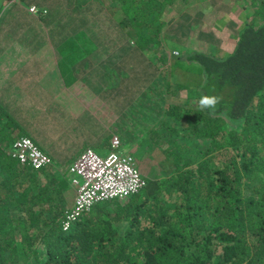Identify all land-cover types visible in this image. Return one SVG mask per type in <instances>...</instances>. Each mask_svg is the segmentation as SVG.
<instances>
[{
  "label": "trees",
  "instance_id": "16d2710c",
  "mask_svg": "<svg viewBox=\"0 0 264 264\" xmlns=\"http://www.w3.org/2000/svg\"><path fill=\"white\" fill-rule=\"evenodd\" d=\"M111 1L131 9L130 31L138 33L153 22L143 21L140 8L156 1L178 9L189 0ZM192 1L204 5L191 21L222 2ZM236 8L242 9L241 24L231 29L232 51L217 57L198 51L173 55L174 68L191 65L198 74L193 101L191 94H180L190 93L187 86L174 90L175 102L145 133L148 153L156 143L167 150L140 173L143 184L130 196L95 203L63 228L72 202L65 207L63 189L56 185L59 172L53 174L50 164L33 169L19 163L0 146V264H264V0H233L213 20L215 30L226 23L231 28L229 12ZM166 12L159 8L158 19ZM111 20L100 18L112 28L117 46L122 31L117 23L109 26ZM180 25L176 30L184 29ZM91 56L82 54L76 67L103 65ZM158 69L164 92H173L167 70ZM202 95L222 97L215 111L199 109ZM176 138L199 140L200 155L189 157L187 147L172 151ZM62 175L71 185L69 174Z\"/></svg>",
  "mask_w": 264,
  "mask_h": 264
},
{
  "label": "crops",
  "instance_id": "0c3cea01",
  "mask_svg": "<svg viewBox=\"0 0 264 264\" xmlns=\"http://www.w3.org/2000/svg\"><path fill=\"white\" fill-rule=\"evenodd\" d=\"M33 6L36 12L29 11ZM42 9H54L56 18L52 14V19L38 17V10ZM112 9L115 6L111 0H0V146L8 150L18 136L30 138L50 157L48 167L53 174L54 170L59 172L56 185L63 189L61 197L68 203L72 202L74 188L67 180H60L65 178L62 174L68 165L83 149L97 146L99 137L108 136V148L111 135L120 140L116 130H127L119 125L111 127L131 109L130 97L150 96L151 86L160 78L151 62L144 61L145 55L130 59V53L136 56L130 50L76 54L62 50L64 41L72 36L67 21L75 19L83 28L84 20L92 23L108 16L111 20ZM113 23L111 20L109 26ZM54 24L60 29L51 31L49 27ZM101 25L102 36L109 30L114 37L107 21ZM227 26L228 23L223 29ZM74 31L79 32V28ZM120 38L123 42L122 35ZM82 54L94 55L90 59L98 57L103 65L76 67ZM66 56L69 59L65 61ZM109 58L115 60L107 62ZM117 59L126 62L121 65ZM106 64L115 74L112 80L103 71ZM162 97L168 96L157 94L155 105L150 104L156 107V117L160 119L170 103L162 102ZM131 124L127 129L138 126L136 121ZM147 151L145 154L152 153ZM39 182L46 185L45 178L40 177Z\"/></svg>",
  "mask_w": 264,
  "mask_h": 264
},
{
  "label": "rangeland",
  "instance_id": "374dc122",
  "mask_svg": "<svg viewBox=\"0 0 264 264\" xmlns=\"http://www.w3.org/2000/svg\"><path fill=\"white\" fill-rule=\"evenodd\" d=\"M216 2L218 3V5L215 8L211 9L208 13L203 14L199 19L196 18L195 21H191L192 18L195 17V14H199V16L201 15V10H199V8L204 5V2L198 4L194 3L192 0H189L185 6L176 9V7H173L171 5L169 6L167 3L155 1L152 3V5L139 9V15H142L144 17L143 21L145 23L152 21L153 22L151 24L152 26L147 30L139 28L138 33L136 31H130L133 22L132 20H130L127 13L131 9H125L124 6L112 9L110 11L111 18L114 23L118 24V29L122 31L121 35L124 38L123 43L118 45L117 47H115V38L109 34V30L105 31V37L102 36L104 32L103 26L101 25L100 21L94 20L92 23H88L84 20L83 23L85 24V26L82 25L83 28H81L79 24L75 22V19L67 21V27L71 24L74 27L79 28V32L69 30V35L72 36L64 41V48H62V50L67 53L76 54L82 51L110 52L115 50H130L134 51L136 54V56H134L130 53V59L137 58L138 60L140 57H143L145 55L144 61L145 59H147L151 62V64L155 67L156 74H159L160 71L158 69V66L162 71L164 68L165 70H167V79L173 92H171L170 94L164 93V89L162 86L165 84V79H163V77H157L155 80V84L152 82L153 85L151 86V88H153L150 90V96L130 97V99H132L133 101V104H131V109L127 110L126 113L121 117V119L111 127L114 128L119 125L120 128H125L127 130L126 133L120 130H116V133L120 136L119 149L120 151L129 152L132 156H134L136 165L138 166L140 172L143 174L148 172L150 166L155 165V162L158 158H160L158 159L159 163L165 153L163 151L167 150L163 149L162 146L157 145L156 143L151 147L152 153L145 154L148 150V148L146 147V144L148 143L145 140L144 136L147 132V128H156L155 124H158V119L160 120V118L156 117V107H154L155 96L160 93L161 95L165 94V96L168 97L161 99L163 101L174 103V97L177 95L174 90L178 91L179 89L180 91L181 89L186 88L183 87V85H185L188 87V89H191V91H189L190 93H187L185 90H181L180 94L189 96L194 92L192 89L196 87V84H193L197 79L196 77L198 76L195 69L190 67L191 65H183L182 67H180L181 70L179 68H174L172 61L176 59V57H173V55H177V52H182L185 54L188 52L198 51L205 54L210 53L214 57H217L232 51L233 42L229 39V36L231 35V29L241 24V21L238 20V14L242 9L236 8L234 12H229V18L232 25L231 28L227 27L221 31L215 30L212 25L213 20L215 18H220L222 14L227 12L233 0H222V2ZM21 3L24 4L23 1H21ZM114 6H118L117 3H114ZM123 8L124 10H122ZM159 8H165V11L167 12L166 14L163 13L165 14V16L158 19L159 15H157L156 12ZM250 9L252 10L253 6H250ZM39 14L41 17L50 19L53 18H51L52 14L56 18L54 9L52 11L45 10L39 12ZM122 16L124 17L123 20ZM153 16H156L155 19H153ZM177 22H179L181 24L180 26H183L184 29L179 27V29L176 30ZM168 23H170V25ZM167 24L169 26H166ZM162 28L164 31L162 30ZM49 29L51 31L59 30L60 27H58L57 24H54L49 27ZM209 34L212 35L209 37ZM174 37L177 41L174 39ZM197 39L200 40L199 43L197 42ZM215 41H217L218 44L216 48H212L214 47ZM106 47L110 49L106 50ZM173 51L176 54L172 53ZM66 59L68 60L69 56H66L65 61ZM92 59L98 60L96 57ZM113 60L115 59L109 58L106 61L112 62ZM117 61H119L121 65L126 62V60L124 59H117ZM178 62L182 63L181 61ZM109 66V64H106L103 68V71H106L107 78L112 80L115 74L114 72H111L112 70L109 68ZM115 80L117 79H114V81ZM131 89L135 90V88L133 87H131ZM152 91H156V95H153ZM130 93L133 94L132 91H130ZM193 97L194 95L192 94L189 96L190 102L193 101ZM170 103H167L168 107H170ZM150 104L154 105L150 106ZM185 105L186 104H184V106ZM149 111H151L155 116H153ZM133 121L138 122V126L134 128L130 127L129 129H127V126H131V123ZM171 141H176L172 144L174 145L171 149L172 151L178 152V149L182 151L183 149H185V147H187L189 157L191 154L197 155L199 153V147L201 145L199 143V140L196 142L191 140L188 142H178V139L176 138ZM167 142L168 141H165L164 143L166 144ZM168 145L170 144L168 143ZM91 149L98 156H105L109 150L108 136H105L103 138L99 137L98 145L94 146ZM226 150L230 149L225 148L224 150H222V152L225 154V156H228V154H230V151L227 154L225 152ZM199 155L200 153L197 155V157ZM65 202V207L67 208L68 202L66 200Z\"/></svg>",
  "mask_w": 264,
  "mask_h": 264
},
{
  "label": "built area",
  "instance_id": "2783aa9c",
  "mask_svg": "<svg viewBox=\"0 0 264 264\" xmlns=\"http://www.w3.org/2000/svg\"><path fill=\"white\" fill-rule=\"evenodd\" d=\"M119 147L120 140L113 134L105 156H98L91 148H85L68 165L67 173L74 188V196L70 210L65 213L63 228L93 204L126 198L142 186L135 159L129 152L120 151ZM7 154L33 169L51 164L50 157L26 136L14 139Z\"/></svg>",
  "mask_w": 264,
  "mask_h": 264
},
{
  "label": "clouds",
  "instance_id": "9594fccd",
  "mask_svg": "<svg viewBox=\"0 0 264 264\" xmlns=\"http://www.w3.org/2000/svg\"><path fill=\"white\" fill-rule=\"evenodd\" d=\"M30 12H36L37 10L35 7H32V10H29ZM222 97L219 96H209V95H202L197 103L198 107L201 111L203 110H212L215 111L216 106L220 103ZM19 137V136H18ZM16 139V138H15ZM14 141V140H13ZM47 155V154H46ZM134 158V156H133Z\"/></svg>",
  "mask_w": 264,
  "mask_h": 264
},
{
  "label": "water",
  "instance_id": "95a60500",
  "mask_svg": "<svg viewBox=\"0 0 264 264\" xmlns=\"http://www.w3.org/2000/svg\"><path fill=\"white\" fill-rule=\"evenodd\" d=\"M137 166V165H136ZM138 167V166H137ZM139 169V168H138ZM140 171V170H139ZM141 173V172H140Z\"/></svg>",
  "mask_w": 264,
  "mask_h": 264
}]
</instances>
